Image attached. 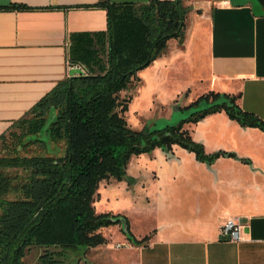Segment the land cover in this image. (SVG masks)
<instances>
[{"label": "crops", "instance_id": "crops-1", "mask_svg": "<svg viewBox=\"0 0 264 264\" xmlns=\"http://www.w3.org/2000/svg\"><path fill=\"white\" fill-rule=\"evenodd\" d=\"M148 1L0 0V7L32 9L0 11V136L68 77V36L106 30L105 11L93 6ZM182 1L191 7L183 44L170 40L165 53L137 73L127 110L143 114L155 102L170 107L182 97L186 106L213 92L238 97L243 111L264 120L263 10L249 0ZM184 128L207 154L236 158L206 165L177 146L170 155L156 149L134 156L127 172L138 181L130 187L101 180L93 206L98 214L125 216L133 236L148 240L134 245L119 224L101 227L105 243L69 252L60 264H264V188L258 180L264 184V132L242 128L223 112ZM233 217L241 222L238 240L220 234Z\"/></svg>", "mask_w": 264, "mask_h": 264}, {"label": "trees", "instance_id": "trees-1", "mask_svg": "<svg viewBox=\"0 0 264 264\" xmlns=\"http://www.w3.org/2000/svg\"><path fill=\"white\" fill-rule=\"evenodd\" d=\"M93 7L105 11L106 30L67 38L68 66L82 67L85 73L59 81L0 136L6 152L0 155V264H23L32 248L42 250L40 264L63 263L69 252L105 243L98 229L122 220L127 240L145 243L149 236L136 239L125 216L95 212L101 180L131 185L135 178L127 167L134 156L152 155L156 149L170 155L174 146L206 165L221 156L236 158L223 151L207 154L184 128L215 113L264 132V120L243 111L238 97L213 92L186 106L175 100L169 118L180 115L176 124L130 128L123 114L131 99H121L120 93L139 81L137 73L161 57L170 40L183 44L191 7L182 0ZM23 10L32 9L0 7ZM31 147L43 154L22 155Z\"/></svg>", "mask_w": 264, "mask_h": 264}, {"label": "rangeland", "instance_id": "rangeland-1", "mask_svg": "<svg viewBox=\"0 0 264 264\" xmlns=\"http://www.w3.org/2000/svg\"><path fill=\"white\" fill-rule=\"evenodd\" d=\"M133 85L126 91L123 92L122 94H120V98L124 99L129 97L131 90H133ZM183 97L180 98V100L178 99L177 104L179 106H183ZM155 102V101H154ZM148 103V102H147ZM145 101L144 103L140 106V109L143 110L146 108V106L148 105ZM171 109V106H164V105H160L158 103L155 102V107L153 108L152 111H146V113L140 114L139 112H135L133 114H130V110H127L124 114L123 117L125 119V121L127 122L128 126L134 130H140L141 128H143L144 126H150L153 123L154 124H158V125H163L165 122H170L172 124H176L178 122V119L180 115L177 116V114H175L172 118H169V114H168V110ZM149 110V109H147ZM52 147V146H51ZM58 148V147H56ZM56 150L57 149H54ZM60 150V149H59ZM58 152V151H57ZM6 152H4L3 150H1L0 148V155H5ZM37 154H43V152L35 147H31L29 148V150L27 152L22 153V155H37ZM129 165V164H128ZM128 168V167H127ZM128 173V172H127ZM129 175V173H128ZM152 176V174H150ZM260 180V184H262V187L264 188V184L261 183V179ZM138 181V179H135L134 183H136ZM108 182V181H106ZM133 184L129 185L130 187H132ZM39 249H33L32 253L25 257V264H33L34 263V258L36 257V255L39 253ZM70 254V253H69Z\"/></svg>", "mask_w": 264, "mask_h": 264}, {"label": "built area", "instance_id": "built-area-1", "mask_svg": "<svg viewBox=\"0 0 264 264\" xmlns=\"http://www.w3.org/2000/svg\"><path fill=\"white\" fill-rule=\"evenodd\" d=\"M240 227L241 222L239 218H228L221 226L220 234L228 240H238Z\"/></svg>", "mask_w": 264, "mask_h": 264}, {"label": "water", "instance_id": "water-1", "mask_svg": "<svg viewBox=\"0 0 264 264\" xmlns=\"http://www.w3.org/2000/svg\"><path fill=\"white\" fill-rule=\"evenodd\" d=\"M237 1H242V0H237ZM249 1L252 3H256L264 12V0H249ZM84 73H85V70L82 67H72L70 70H68V77L71 78V77H75L78 75H83ZM120 229L123 231H126L125 222L123 220L120 223ZM67 258H68V255H67Z\"/></svg>", "mask_w": 264, "mask_h": 264}, {"label": "flooded vegetation", "instance_id": "flooded-vegetation-1", "mask_svg": "<svg viewBox=\"0 0 264 264\" xmlns=\"http://www.w3.org/2000/svg\"><path fill=\"white\" fill-rule=\"evenodd\" d=\"M134 84H136V83H134ZM134 84H133V85H134ZM126 91H127V90H126ZM170 114H171V112H170ZM170 114H169V115H170ZM130 161H131V160H130ZM129 163H130V162H129ZM33 249H38V248H32V249L30 250V252H29L30 254L32 253ZM39 251H40V252L37 254L38 256L42 253V250H41V249H39ZM29 253L27 254V256L29 255ZM24 261H25V257H24V259H23V264H25ZM37 262H38V264H40L39 261H38V258H37Z\"/></svg>", "mask_w": 264, "mask_h": 264}]
</instances>
